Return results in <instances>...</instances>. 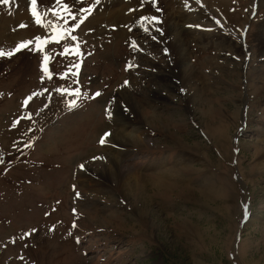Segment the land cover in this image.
I'll list each match as a JSON object with an SVG mask.
<instances>
[{"label": "rangeland", "instance_id": "374dc122", "mask_svg": "<svg viewBox=\"0 0 264 264\" xmlns=\"http://www.w3.org/2000/svg\"><path fill=\"white\" fill-rule=\"evenodd\" d=\"M108 1L0 3V50L13 52L0 57V264H264V1L122 0L134 5L122 31L104 20ZM166 4L198 73L187 82ZM50 24L72 31L56 43ZM128 86L139 110L117 94ZM109 150L118 173L104 169Z\"/></svg>", "mask_w": 264, "mask_h": 264}, {"label": "bare ground", "instance_id": "6f19581e", "mask_svg": "<svg viewBox=\"0 0 264 264\" xmlns=\"http://www.w3.org/2000/svg\"><path fill=\"white\" fill-rule=\"evenodd\" d=\"M106 1H108V0H106ZM110 1V2H109ZM108 1V3L109 4H107L106 3V6H105V8L106 9H108V11H106L107 12V18H105L104 19V15H103V19L104 20H106V22L108 21V22H110L109 23V26L110 25H115V28L116 29H119V30H121L120 29V25H123V24H125V23H127L128 22V24H129V21L130 22H132L131 20H132V15H127V16H124V11L125 10H128L129 8H133L134 7V5H133V2L131 1V2H126V3H123L122 2V0H118L117 2H116V4L114 5V6H110V8H109V5L111 4V2H112V0H109ZM145 1H147V0H145ZM149 1V0H148ZM151 1V0H150ZM160 1V0H159ZM216 2H217V0H215ZM253 1V0H252ZM259 3L260 2H262V1H264V0H257ZM19 2V1H18ZM23 3H24V1H22ZM164 2V1H163ZM160 3V2H159ZM180 3V2H179ZM183 3V2H182ZM218 3V2H217ZM27 4V3H26ZM135 4V3H134ZM143 4V3H142ZM184 4H186V3H184ZM203 4V3H202ZM150 5V4H149ZM179 5V4H178ZM181 5V4H180ZM163 6V5H162ZM181 6H184V5H181ZM24 7H26L25 5H24ZM138 8H139V6H138ZM202 8V7H201ZM142 9V8H141ZM145 9V8H144ZM153 9V8H152ZM151 9V10H152ZM156 9V8H155ZM162 9V8H161ZM196 9H198V8H196ZM148 9H146V11H147ZM151 10H149V11H151ZM157 10V9H156ZM163 10V12L165 13H163V15H165V23H166V26L168 27V29H171L169 32H168V36H169V39H170V41H171V43H170V46L173 48V49H175V56H176V58L178 59V68H179V72H180V77H181V80L183 81V82H187V81H189L193 76H197L198 77V73H197V71L195 70V68L193 67V66H188V63L186 62V55H187V48H186V46H185V39H183V36H182V34L184 35V31L183 30H181L182 28L179 26L180 24H179V20H180V17L178 16L177 17V12L176 13H174V12H172V10H171V5L170 4H166L165 5V7L162 9ZM184 10V9H183ZM214 10V9H213ZM180 11V10H179ZM184 11H186V9L184 10ZM202 11V10H201ZM211 11H212V9H211ZM153 12V11H152ZM162 12V11H161ZM198 12V11H197ZM98 13V12H97ZM102 13V12H101ZM105 12H103V14H104ZM159 13V12H158ZM184 13V12H183ZM203 13H205V12H203ZM135 12H134V16H135ZM145 14V13H144ZM149 14H150V12H149ZM153 14H156V13H153ZM161 14V13H160ZM182 14V13H181ZM193 14V13H192ZM195 14V13H194ZM98 15V14H97ZM96 15V16H97ZM101 15V14H100ZM138 15V14H137ZM146 15V14H145ZM199 15V14H198ZM200 15H203V14H200ZM205 15H206V13H205ZM208 15V14H207ZM207 15L205 16V17H207ZM99 16V15H98ZM153 16V15H152ZM159 16V15H158ZM181 16V15H180ZM204 16V15H203ZM138 17V16H137ZM185 17V16H184ZM151 18V17H150ZM163 18V17H162ZM195 18H197L196 16H195ZM194 18V19H195ZM201 18V16H199V18H198V20ZM203 18V17H202ZM14 19V18H13ZM15 19H16V17H15ZM14 19V20H15ZM136 19V18H135ZM159 19V18H158ZM207 19V18H206ZM205 19V20H206ZM18 20V19H17ZM89 20H91V19H89ZM149 18L147 17V19H142V17H140V22L141 23H143V24H145V23H148L149 21ZM163 20V19H162ZM192 20V19H191ZM81 21V20H80ZM139 21V20H138ZM137 21V22H138ZM152 21V20H151ZM202 21V20H201ZM204 21V20H203ZM15 22H17V21H15ZM106 22H105V26L107 25L106 24ZM188 22V21H187ZM200 22V21H199ZM91 21L89 22V25L91 26ZM139 23V22H138ZM182 23V22H181ZM191 23V22H190ZM196 23V22H195ZM206 23V22H205ZM264 22H262L256 29H257V31H258V34H260V36L263 38V42H264V24H263ZM10 24V23H9ZM96 23H93L92 24V26H94L95 27V29H105V28H101L100 26H96L95 25ZM150 24V23H149ZM185 22H184V26H185ZM189 24V23H188ZM193 23H191V25H192ZM87 25V24H86ZM89 25H87V26H89ZM99 25V24H98ZM137 25V24H136ZM148 25V24H147ZM199 25V24H198ZM202 25V24H201ZM3 26V25H2ZM18 26V25H17ZM108 26V27H109ZM5 27V26H4ZM11 27V26H10ZM132 27V26H131ZM134 27V26H133ZM192 27V26H191ZM204 27V26H203ZM19 28H20V26H19ZM93 28V27H92ZM144 28V27H143ZM146 28V27H145ZM149 28H150V26H149ZM151 28H152V26H151ZM185 28V27H184ZM188 27H186V29H187ZM190 28V27H189ZM188 28V29H189ZM195 28V27H194ZM5 29V28H4ZM106 29H107V27H106ZM131 29V28H130ZM142 29V28H141ZM197 29V28H196ZM122 31V30H121ZM141 31V30H140ZM256 31V32H257ZM2 31H0V33H1ZM195 32V31H194ZM194 32H192V33H194ZM95 33H96V31H95ZM120 32H117V34L119 35V37H121L122 36V33L121 34H119ZM2 35V34H1ZM99 35V34H98ZM101 35V34H100ZM193 36V35H192ZM256 36V35H255ZM259 36V35H258ZM125 37L127 38L128 37V35L126 34L125 35ZM189 37V36H188ZM195 37V36H194ZM199 37L200 36H198V39H199ZM196 39H197V37H196ZM259 39V38H258ZM193 40H195V39H193ZM261 41V40H260ZM148 42V41H147ZM147 42H146V44H147ZM207 43V42H206ZM216 44V45H215ZM219 44V43H218ZM210 45H212V46H215V47H217V43H216V41L215 42H213V43H210ZM220 45V44H219ZM224 45V44H223ZM214 47V48H215ZM225 47V46H224ZM228 47V46H227ZM226 48V47H225ZM174 52V51H173ZM261 52H264V46L262 47V49H261ZM109 55H107L106 53H104L103 54V56L101 57V58H107ZM261 56H262V54H261ZM263 59V58H262ZM213 60H215V59H213ZM263 61V60H262ZM168 71V70H167ZM256 71V70H255ZM165 73V72H164ZM208 73V70H205V74H207ZM167 74V73H166ZM211 74V73H210ZM167 76V75H166ZM165 80V79H164ZM161 81V80H160ZM165 84V83H164ZM119 85V84H118ZM170 85V84H169ZM168 85V86H169ZM173 85V84H172ZM167 86V85H166ZM122 87V86H121ZM120 88V87H119ZM161 88H163L162 86H161ZM172 88V87H171ZM167 89H168V87H167ZM191 89L193 90V92H195V93H198V92H203L202 91V89H200V87H191ZM131 90V88H130V86H128V87H123L122 89H121V91H118L117 92V94L119 95V97H121V99H124L125 101H126V103H124V104H127V103H129V102H131L130 103V107L131 108H133V109H137V110H139V106H138V103L135 101V98L133 97V95H132V92L130 91ZM162 90V89H161ZM164 90V89H163ZM168 91V90H167ZM118 98V97H117ZM119 99V98H118ZM123 100V101H124ZM122 101V102H123ZM128 106V105H127ZM117 112H118V110H117ZM120 112V111H119ZM119 121V120H118ZM119 123H121L122 124V129H123V127H125L126 126V123L125 122H119ZM125 129H123V131H124ZM112 131V130H111ZM111 134V133H110ZM113 137V139H112V141L115 139V142H117L116 141V139H119V137H123V138H125V136L122 134V131H119L118 130V128H117V130H113L112 131V134H111V138ZM58 139V138H57ZM103 152V151H102ZM107 156H110V160H108V161H110L109 163H108V165L106 166V168H104L105 170H107V173L108 174H111L110 173V171H113V173L112 174H114V173H118V170H120V169H124V166H122L121 165V163H122V161H121V159H120V157H118L119 156V153L116 151H112V150H109L108 152H107ZM75 161H77V160H75ZM75 163H77V162H75ZM125 168H126V166H125ZM87 169V168H86ZM116 170H117V172H116ZM126 171V174L124 175V176H122L123 178H122V180H123V182L124 183H126L127 185H128V183H129V181H134V183H136V182H138V175H137V173L136 174H133L131 171H130V169H129V171L128 170H125ZM106 173V174H107ZM124 173V172H123ZM107 174V175H108ZM81 176V175H80ZM82 178L83 177H85L87 180H88V177L87 176H85V175H82L81 176ZM157 181H158V179H156ZM78 183H82V181L81 180H79L78 179ZM82 185H84V183H82ZM123 187H124V185H123ZM136 195V194H135Z\"/></svg>", "mask_w": 264, "mask_h": 264}, {"label": "snow or ice", "instance_id": "6c2138e0", "mask_svg": "<svg viewBox=\"0 0 264 264\" xmlns=\"http://www.w3.org/2000/svg\"><path fill=\"white\" fill-rule=\"evenodd\" d=\"M75 2H78V0H74V3ZM98 2H99V0H97V3ZM0 3L7 4V3H9V0H0ZM31 3L33 5H35L37 3V0H31ZM56 3L58 5H60V7L62 8L63 12H68L69 11L68 5L66 3H62L61 0H56ZM152 4H153V6H155V0H152ZM79 10L82 13H90L91 12V9L90 8H84L83 6H81ZM49 11H52L53 12V15H56V13H55V11L53 9L50 8ZM157 11H160V9L157 8ZM32 15H33V17H35L36 23L37 24H41V18L39 17L38 13L35 10H33ZM69 15H71L70 12H69ZM75 19L83 20L84 17H75L74 18V21H75ZM142 19H147V17H142ZM151 19L154 22L159 23V20L155 16H153ZM49 26L51 28V39L53 41H55L56 43H60V41L63 40L64 37L67 36L72 31L71 28H69V27H63L62 28L59 24H50ZM70 39L71 40H75L76 39L75 35H72L70 37ZM35 40H36V49L39 50L41 53H43L44 52L43 45L45 43H47L48 41L47 40L42 41L40 36L35 37ZM31 42L32 41H30V40L29 41H24L23 43L16 45V47L13 49V51H19L20 48L27 47ZM64 52L65 53L73 52L76 56H79L80 55V52H79V49L78 48L77 49H70L67 44L64 47ZM12 54H13L12 51L4 52V51L0 50V57L6 56V55L7 56H11ZM48 59H49V56L48 55H44V61L47 62ZM41 67L45 71V73L47 74L48 69L44 66V63L41 64ZM75 67L78 68L79 67V64H76ZM129 67H131V65H129ZM126 83H127V81H125V84ZM57 91H61V90L60 89H57ZM69 94L70 95H73V96H78L79 95V92L78 91H74V92H70ZM36 95H37V93H32L29 97H27L23 101V104L25 106L28 105L29 100H31L32 97H34ZM94 95L95 96H100V93L99 92H96ZM76 106H77V104H76V101L75 100H69L68 103H67V105H66V107H67L68 110H72ZM105 111H106V114H107L108 118H111V113L108 112L107 109H105ZM109 135H110V133L104 132L102 134V136L100 137V139H99V143L101 145H104L105 144V138L108 137ZM100 158L101 157H93V159H100ZM79 167L81 169H83L84 166L83 165H80ZM32 231L34 232L35 229H32ZM25 235H28V233H25Z\"/></svg>", "mask_w": 264, "mask_h": 264}]
</instances>
